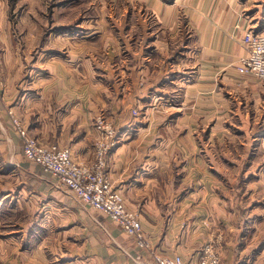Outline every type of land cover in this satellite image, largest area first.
I'll return each instance as SVG.
<instances>
[{
	"label": "crops",
	"instance_id": "crops-1",
	"mask_svg": "<svg viewBox=\"0 0 264 264\" xmlns=\"http://www.w3.org/2000/svg\"><path fill=\"white\" fill-rule=\"evenodd\" d=\"M96 1L78 31L75 7L55 4L60 44L30 62L0 13V264H156L151 249L199 264L208 242L221 264H264V82L237 70L264 9ZM10 109L41 144L83 163L104 116L119 140L107 176L139 212L150 249L27 160Z\"/></svg>",
	"mask_w": 264,
	"mask_h": 264
},
{
	"label": "built area",
	"instance_id": "built-area-1",
	"mask_svg": "<svg viewBox=\"0 0 264 264\" xmlns=\"http://www.w3.org/2000/svg\"><path fill=\"white\" fill-rule=\"evenodd\" d=\"M243 42L248 55L239 60L238 72L264 82V25L258 31L248 30ZM9 115L11 124L22 141L27 160L57 177L60 186L72 197L92 209L104 212L125 233L133 237L141 249H150L151 243L141 227L139 212L128 208L123 194L107 176L108 156L119 140L116 128L104 116L100 115L95 119L97 138L94 159L92 162L83 163L75 160L69 148L41 144L29 135L13 110H9ZM151 255L156 264H190L179 254L166 255L151 249ZM199 264H221L220 252L213 242L205 244Z\"/></svg>",
	"mask_w": 264,
	"mask_h": 264
},
{
	"label": "rangeland",
	"instance_id": "rangeland-1",
	"mask_svg": "<svg viewBox=\"0 0 264 264\" xmlns=\"http://www.w3.org/2000/svg\"><path fill=\"white\" fill-rule=\"evenodd\" d=\"M249 1L253 6L257 4L255 11L259 8L262 12L264 7L261 2H264V0ZM37 2L42 6L43 15L37 13V8L39 6ZM55 4H61L63 8L75 7L77 11L74 17L75 23H73V29L75 31L81 29V27L76 25L79 24L82 19L86 18L89 13L97 15L100 12L99 1L96 0H0V13L4 14L5 17H8L10 20L12 27L10 32L13 33L17 40H20V45L23 46L26 54L29 55V62L33 60L34 55L37 57L39 51H42L43 54L55 53L54 49L57 48V44H60L61 39L57 41L55 36L51 38L53 31L60 30L58 25H54L55 20H53V8ZM28 9H32L33 11ZM31 13H34L36 17L32 16L30 19L35 20L33 22L37 23V25L35 23L31 26L22 25L24 20L27 21V17L25 18V16L31 15ZM41 21L46 22V24H40L39 26L38 22ZM62 30H64V28H62ZM45 38H47V41L44 40ZM62 45L64 46V42ZM48 49H50V51H47Z\"/></svg>",
	"mask_w": 264,
	"mask_h": 264
}]
</instances>
